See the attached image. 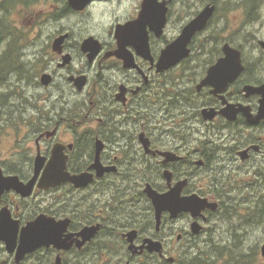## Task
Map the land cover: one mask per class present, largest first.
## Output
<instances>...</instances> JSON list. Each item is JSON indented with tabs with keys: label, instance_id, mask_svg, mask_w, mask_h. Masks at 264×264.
I'll return each instance as SVG.
<instances>
[{
	"label": "flooded vegetation",
	"instance_id": "obj_1",
	"mask_svg": "<svg viewBox=\"0 0 264 264\" xmlns=\"http://www.w3.org/2000/svg\"><path fill=\"white\" fill-rule=\"evenodd\" d=\"M19 1L27 6L39 2L48 25L56 27L50 53L57 56V71L49 73L52 82L47 87H58L59 76L65 83L59 86L56 99L53 94L44 95L50 107L41 116L42 131L35 133L36 148L37 138L45 134L39 146L47 164L55 144H63L68 171L86 178L81 186L70 181L48 189L36 185L30 197L14 189L4 190L0 214L5 210L10 216L5 232L16 230V242L9 245L0 239V264H177V251L208 249L216 242L221 202L244 198L250 187L259 182L264 185V119L252 124L242 110L234 121L219 113L206 120L202 110L221 111L229 103L242 104L257 115L261 96H246L244 87L264 84V47L260 43L264 36L252 35L248 52L225 41L242 51L245 69L222 93L224 104L212 93L213 86L197 89L209 69L226 55L222 27L217 28L223 0H76L81 9L74 8L70 0ZM263 2L247 0L249 19ZM208 5L215 7L214 14L193 36L189 57L158 71L164 49ZM93 24L108 28L100 33L92 29ZM129 24L141 27V35L146 32L151 58L138 51V41L124 47L119 44L117 27ZM62 36V51H54V41ZM90 37L101 45L93 61L82 50V43ZM78 55L84 61L82 68H77ZM125 55L135 65L127 67ZM68 56L70 61L63 65ZM83 75L87 83L78 90L70 77ZM69 92L77 99H66ZM52 131L55 134L48 136ZM141 137L149 140L155 154L146 152ZM98 140L104 143L100 155L104 166L100 167L112 168L102 175L93 166ZM129 144L130 154L136 152V166L127 164ZM163 152H172L177 158L166 161ZM1 167L5 176L17 175L25 183L34 175V162L28 169ZM182 181H187L182 196L197 194L216 202L218 209H206L197 218L189 212L176 218L164 212L158 230L156 210L145 189L150 184L165 194ZM42 216L53 219L55 227L44 241L21 255L23 228ZM195 220L203 226L197 234L191 228ZM147 238L161 241L162 252L142 250Z\"/></svg>",
	"mask_w": 264,
	"mask_h": 264
},
{
	"label": "water",
	"instance_id": "obj_2",
	"mask_svg": "<svg viewBox=\"0 0 264 264\" xmlns=\"http://www.w3.org/2000/svg\"><path fill=\"white\" fill-rule=\"evenodd\" d=\"M70 1L74 8L81 9L83 7L82 5H78L76 0ZM214 10L215 7L213 5H208L197 18L191 21L183 29L181 35L164 49L157 64L158 71H165L172 66H176L183 59L189 57L191 53L189 45L193 36L198 31H201L206 27L208 21L214 14ZM139 23L140 20L138 21V24ZM144 26L145 25H142V30H144ZM139 28L141 27H137V25L133 24L118 26L116 35L119 39V44L124 47L127 43L138 41V51H140L144 57L151 58L148 36L145 31H143V35H141L139 32L141 29ZM64 39L65 36H62L54 41V51H62V43ZM260 43L264 47V41H260ZM82 50L85 53H88L89 60L93 61L101 50L100 42L94 37H90L82 43ZM223 51L226 54L225 57L220 58L218 62L209 69L208 74L200 82V84H198L197 89L198 91H201L206 86H213L214 89L212 90V93L219 96L223 100V103L226 104V99L222 93L226 91L229 83L236 80L244 71L245 66L242 62V51L240 49L233 47L227 42L223 45ZM69 58V56L64 57L63 65L70 61ZM122 58L125 60V65L127 67L135 65L132 63L130 55L122 56ZM70 80L75 83L78 90H82L87 83L85 75L79 77L72 76L70 77ZM51 82V74L44 73L41 76L42 85L49 86ZM244 91L246 96H261L260 107L257 115L251 114L250 108L247 106L229 103L221 111H216V109L213 108L203 109L202 114L204 115V118L206 120H212L219 113L224 115L228 120L234 121L237 118L238 113L243 110L247 113L248 119L252 124L258 123L264 119V84L261 86L247 85L244 87ZM54 134L55 131L47 133L48 136H52ZM43 136H45V134H41L37 138L38 147L37 155L34 158V175L27 183L23 182L17 175L5 176L1 167L2 165L0 164V195L4 192V190L14 189L23 197H30L33 194L36 185L41 189H48L61 185L66 181H70L78 186L85 184L83 181V179L86 178L84 174L72 175L68 171V156L64 153L65 146L63 144H55L51 157L46 164L47 158L41 153L39 146V141ZM141 140L146 152H152L155 154V152L150 148L149 140L144 137H141ZM103 149L104 143L98 140L96 147L97 155L93 166L98 168L99 175H102L105 171H110L112 169L100 167L104 166L100 161V155ZM246 152L247 151L243 154ZM162 154L167 157L166 161H172L177 158L172 152H163ZM198 163L200 165L204 164L203 161H199ZM165 175L170 179L171 175L168 171H166ZM88 179H90V177H88L87 180ZM186 183L187 181L178 183L165 194H160L154 190L150 184L147 185L145 191L155 207L158 230L161 227L162 214L164 212L170 213L172 218H176L184 212H189L192 217L197 218L201 216L203 211L206 209H211L213 211L218 209V204L216 202H211L197 194H192L189 197L182 196L181 192ZM8 221H11L10 216L5 212V210H3L0 214V239L5 240L9 245L10 243L13 245L16 242V230L12 233L5 232V228L8 226ZM53 221V219L42 216L23 228L22 239L18 252H20L21 255H24L28 251L34 249L36 245H39V243H41L39 241H44V237L48 236L51 229L55 227ZM202 227L203 226L196 220L191 225L193 233L196 234L201 232ZM94 228L96 229L97 227ZM87 230L90 231L92 229L87 228ZM130 235H133V233H130ZM144 247H147L150 252H162L163 243L152 238H147L145 239L144 246L141 247L142 250ZM260 252L264 258V243L261 245ZM169 260L173 262L174 258L171 257Z\"/></svg>",
	"mask_w": 264,
	"mask_h": 264
},
{
	"label": "rangeland",
	"instance_id": "obj_3",
	"mask_svg": "<svg viewBox=\"0 0 264 264\" xmlns=\"http://www.w3.org/2000/svg\"><path fill=\"white\" fill-rule=\"evenodd\" d=\"M6 0H0V5ZM246 0H223L221 6V19L217 22V28L222 27L223 43L225 41H232L234 45L241 46L246 52L250 51L251 36L257 35L258 37L264 36V2L257 7L255 17L249 19L247 13ZM8 19L13 26L19 29L18 34L22 38L21 50L23 61L28 63L27 67L36 68L33 71H29L30 79H26L23 83V89L26 90V96L30 101L36 102L39 108H47L49 110V102H45L44 95L53 94L52 99H56L59 94V86H64L61 82L60 76L58 77V87L53 85L47 87L42 85L41 76L43 73H50L51 70L57 71V56L51 54V45L53 42L52 32L56 29L55 26H49L44 11V6H41L39 2L32 3L30 5H24L19 0H13L10 5ZM44 11V13H42ZM1 15V14H0ZM253 21V22H252ZM93 30L100 33H105L106 28L99 24H93ZM212 32L216 25H213ZM82 58L78 55L77 68H82ZM59 73V72H58ZM13 84V83H12ZM21 85V84H20ZM13 87V86H12ZM66 95V94H65ZM66 99H77L75 94L66 95ZM19 103V101H18ZM45 106V107H44ZM26 114L28 116H35L38 112L37 107L28 105ZM0 134V163L2 166H9L12 169H28V166H33L34 158L37 155V148L35 139L37 135L35 132L22 127L21 132H18L12 125L4 124ZM134 145L138 148V140L134 139ZM131 145L126 148L129 150ZM136 153V152H135ZM255 186V185H254ZM250 187L252 194L246 195L244 201L257 200V191L261 188L264 189V185L260 182L256 184V187ZM249 190V189H247ZM246 190V192H247ZM255 196V197H254ZM242 198V200L244 199ZM259 198V197H258ZM263 199V195L261 196ZM251 201V202H252ZM254 213V212H252ZM248 218H252L254 221L255 215L249 214ZM245 219L241 215H235L233 220L226 221L220 220L218 226L214 231V237L218 245H226L234 242L233 233L239 234L237 242L241 241L244 246V250L248 253L254 252L252 247L259 246V253L261 245L264 243V223L261 225H255V223L245 225ZM221 243V244H220ZM200 250V249H199ZM209 250V249H203ZM198 250L190 251H177L175 257L179 259L181 254L189 252L188 255L197 253ZM260 264H264V258L261 256L258 258Z\"/></svg>",
	"mask_w": 264,
	"mask_h": 264
},
{
	"label": "trees",
	"instance_id": "obj_4",
	"mask_svg": "<svg viewBox=\"0 0 264 264\" xmlns=\"http://www.w3.org/2000/svg\"><path fill=\"white\" fill-rule=\"evenodd\" d=\"M12 1L6 0L0 5V129H2V125L7 124L12 125L18 134L21 132L22 127L36 133L43 129L41 116L45 114V111L44 108H39L36 102L29 100L26 96V90L22 86L26 79H30L29 71L36 68L27 67L28 63L23 61L20 53L22 38L18 34L19 29L13 26L8 19L10 7L16 5H10ZM246 3L247 0L244 4ZM28 105L38 108L35 116L26 114ZM134 156L135 153L130 154L128 150L126 151L128 166H136ZM257 192L259 198L254 196L257 198L255 202L252 200V202L244 201L245 198L242 200V195L221 202L223 213L221 220L231 222L235 215H241L245 219V225L263 224L264 200L261 199V196L263 195L264 199V189L261 188ZM249 194H252L251 188L243 195ZM250 213L255 215V222L251 221L252 218H248ZM233 237L234 242L231 244L218 245L219 243L214 242L210 245L208 251L200 249L192 255H188L189 252H184L178 259L177 264H260L258 261V258H260L259 246L252 247L254 252L248 253L244 250L241 241L237 242L239 234L233 233Z\"/></svg>",
	"mask_w": 264,
	"mask_h": 264
},
{
	"label": "bare ground",
	"instance_id": "obj_5",
	"mask_svg": "<svg viewBox=\"0 0 264 264\" xmlns=\"http://www.w3.org/2000/svg\"><path fill=\"white\" fill-rule=\"evenodd\" d=\"M213 158V157H212ZM261 183V182H260ZM264 183V182H263Z\"/></svg>",
	"mask_w": 264,
	"mask_h": 264
}]
</instances>
